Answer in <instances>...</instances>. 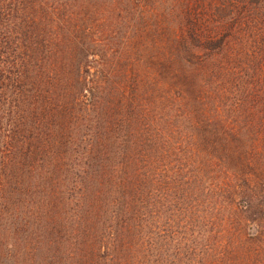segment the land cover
Segmentation results:
<instances>
[{
	"label": "trees",
	"instance_id": "1",
	"mask_svg": "<svg viewBox=\"0 0 264 264\" xmlns=\"http://www.w3.org/2000/svg\"><path fill=\"white\" fill-rule=\"evenodd\" d=\"M45 165L189 264H264V0H0V210L39 215Z\"/></svg>",
	"mask_w": 264,
	"mask_h": 264
},
{
	"label": "rangeland",
	"instance_id": "2",
	"mask_svg": "<svg viewBox=\"0 0 264 264\" xmlns=\"http://www.w3.org/2000/svg\"><path fill=\"white\" fill-rule=\"evenodd\" d=\"M43 168L19 172L21 191L29 189L39 215H31L25 204L14 206L21 195H13L8 208L0 210V264H189L185 237L176 240L177 227L167 223L164 211L151 229L129 220L120 208L93 207L101 203L90 193L60 200L59 188L70 186L71 179H57L46 174L47 165ZM8 187L17 188L13 182Z\"/></svg>",
	"mask_w": 264,
	"mask_h": 264
}]
</instances>
